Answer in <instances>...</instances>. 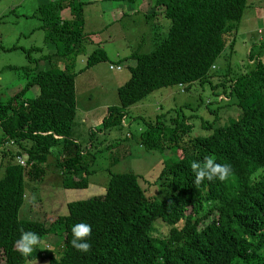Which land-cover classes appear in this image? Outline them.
I'll use <instances>...</instances> for the list:
<instances>
[{
    "label": "trees",
    "instance_id": "1",
    "mask_svg": "<svg viewBox=\"0 0 264 264\" xmlns=\"http://www.w3.org/2000/svg\"><path fill=\"white\" fill-rule=\"evenodd\" d=\"M124 1H135L134 12L144 14L150 45L126 55L132 63L126 64L128 75L116 87L118 103L106 107L85 142L70 133L74 76L106 59L99 39L84 65H73V55L84 52L88 31L83 30V6L90 1L43 0L31 12L50 45L37 58H47L50 66L38 68L37 58L32 66L7 65L20 67L25 81L0 98V264L38 257H45L46 264H264V61L249 50V69L232 74L226 67L215 81L211 71L218 55L231 50L246 0ZM122 59L108 67L120 69ZM195 82H208L214 98L180 107L195 111L204 104L210 119L197 125L205 133L192 132L193 112H174L167 119L156 114L136 134L124 135L161 153L153 179L158 192L147 194L137 172L108 170L117 160L110 156L103 190L66 201V212L49 222L23 216L24 199L40 187L48 169L59 175L62 187L88 184L96 151L117 142H100L94 133L124 123L128 105L156 88L187 90ZM33 85L37 91L29 95ZM230 108L237 111L219 121ZM205 157L231 165L230 179L195 186L190 164ZM20 206L23 215H18ZM155 222L166 227L164 234L154 233ZM77 223L91 226L86 253L71 244ZM22 231L35 232L40 240L58 236V251L39 244L30 256H22L15 247Z\"/></svg>",
    "mask_w": 264,
    "mask_h": 264
},
{
    "label": "rangeland",
    "instance_id": "2",
    "mask_svg": "<svg viewBox=\"0 0 264 264\" xmlns=\"http://www.w3.org/2000/svg\"><path fill=\"white\" fill-rule=\"evenodd\" d=\"M41 1L43 0H0V98L25 81L23 70L20 67L9 68L7 65L32 66L34 64L32 59L50 49V45L44 40V30L39 26V18L31 15L35 6ZM108 2L110 1L92 0L83 6V30L88 31V36L83 40L84 52L73 55L74 68L82 67L86 53L95 46L94 42L99 39L101 40L99 45L106 55V59L84 67L74 76L76 108L70 133L80 142H85L90 128L94 129L100 124L103 115L106 114V107L118 103L116 87L128 75L126 64L132 63V58L126 55L137 47L143 50L148 49L150 45V32H148L150 25L144 20V14L126 8V6L136 5V2H132V5L124 4V0H113L114 3L111 5L115 7H112L113 14L106 9L100 10ZM117 6H120L121 10ZM262 41H264V0H246L231 50L229 52L227 49L223 50L216 58L211 70L213 72L212 81H215L217 75L221 74L226 67L230 68L229 71L232 74L252 67L249 63L251 60L248 58L249 50L264 61ZM12 45L15 46L12 47ZM30 46H36V48L28 49ZM56 59L59 58L56 57ZM118 59H122L120 69L108 67L109 63L114 64ZM59 62L62 65V62ZM49 64L48 59L43 57L35 61L38 68L49 67ZM30 87L27 90L29 95L37 91L36 85ZM206 98H214L208 82L203 84L195 82L187 90H180L177 85H170L148 92L140 100L127 106L124 123L116 124L105 132L94 133L95 138L100 142L101 140L112 142L116 139L117 142L109 144L101 151H96L92 165L94 170L88 175V184L85 187H62L59 183V175L48 169L42 177L40 187L32 193L28 192V196L24 199L26 215L21 213L22 205L18 210V215L28 218L32 216L49 222L55 215L66 212V201L84 198L103 190L102 185L106 182L110 156L116 157L117 160L108 167V170H132L141 174L142 178L139 177V181L145 192L155 194L158 192L159 185L153 179L158 174L163 157L157 150H146L135 141L131 142L129 137L125 139V133L136 134L147 121L154 120L156 114L162 113L161 119H167L168 115L174 112L179 114L193 112L194 116L190 118V122L194 125L192 132L205 133L206 129H199L197 125L202 118L210 119V114L204 104H200L195 111L194 108L192 110L187 107L182 108L180 104L188 102L191 106L197 100ZM236 111L235 108L223 111L219 121L224 120L227 114H234ZM1 155L0 152V173L4 160ZM162 161L165 162V159ZM154 226L155 234L166 232V227L162 224L155 222ZM58 239V236L49 234L41 240L39 246H42V249L46 246V249L55 253L58 251ZM22 264H46V258L38 257L26 260Z\"/></svg>",
    "mask_w": 264,
    "mask_h": 264
},
{
    "label": "clouds",
    "instance_id": "3",
    "mask_svg": "<svg viewBox=\"0 0 264 264\" xmlns=\"http://www.w3.org/2000/svg\"><path fill=\"white\" fill-rule=\"evenodd\" d=\"M190 168L194 174V185L198 186L205 180L211 182L219 179L221 182L227 181L232 175L231 165L217 163L211 157H205L203 162L193 161ZM73 239L72 246L81 252L90 251L91 245L86 241L91 236V226L86 223H77L72 226ZM41 243L40 237L35 232L22 231L20 238L16 241V250L25 257L30 256L36 246Z\"/></svg>",
    "mask_w": 264,
    "mask_h": 264
},
{
    "label": "crops",
    "instance_id": "4",
    "mask_svg": "<svg viewBox=\"0 0 264 264\" xmlns=\"http://www.w3.org/2000/svg\"><path fill=\"white\" fill-rule=\"evenodd\" d=\"M88 1V0H87ZM90 2L92 1V0H89ZM105 1H110V2H108V3H105L103 6H102V8L100 9L101 11H104V9H106V11H109L111 14H113V10H112V7H114V6H111L112 5V3H114L113 2V0H105ZM89 2V3H90ZM88 3V4H89ZM124 4H126V3H124ZM118 8H120V6H117ZM128 7V10H134L136 7H137V5H134V6H126V8ZM115 8V7H114ZM119 10H121V8L119 9ZM117 12H118V10H117ZM116 12V13H117ZM115 14V13H114Z\"/></svg>",
    "mask_w": 264,
    "mask_h": 264
},
{
    "label": "built area",
    "instance_id": "5",
    "mask_svg": "<svg viewBox=\"0 0 264 264\" xmlns=\"http://www.w3.org/2000/svg\"><path fill=\"white\" fill-rule=\"evenodd\" d=\"M111 65H109V67H110Z\"/></svg>",
    "mask_w": 264,
    "mask_h": 264
}]
</instances>
